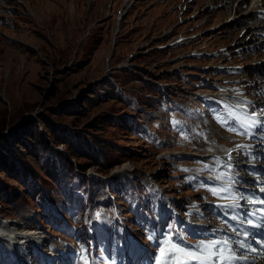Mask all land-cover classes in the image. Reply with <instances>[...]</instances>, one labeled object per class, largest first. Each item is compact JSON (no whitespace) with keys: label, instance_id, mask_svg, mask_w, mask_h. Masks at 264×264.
<instances>
[{"label":"rangeland","instance_id":"rangeland-1","mask_svg":"<svg viewBox=\"0 0 264 264\" xmlns=\"http://www.w3.org/2000/svg\"><path fill=\"white\" fill-rule=\"evenodd\" d=\"M207 1L0 0V151L5 145L15 151L6 161L9 173L0 172V217L22 241L79 239L85 253L86 209L93 221L116 205L124 220L140 226L152 202L145 195L149 178L179 203L192 194L176 183L170 155L206 154L217 145L199 134L212 124L197 95L215 82L250 76L252 63L264 58V49L232 54L242 23L224 24L228 8L209 12ZM181 36L188 40L169 46ZM226 47L225 57L213 55ZM237 64L243 74L216 70ZM81 138L99 142L92 153L98 165L85 173L77 164L90 161L55 146L63 139L79 149ZM52 162L59 182L47 175ZM128 167L136 178L120 174ZM15 263L0 245V264Z\"/></svg>","mask_w":264,"mask_h":264},{"label":"snow or ice","instance_id":"snow-or-ice-1","mask_svg":"<svg viewBox=\"0 0 264 264\" xmlns=\"http://www.w3.org/2000/svg\"><path fill=\"white\" fill-rule=\"evenodd\" d=\"M227 108V105H225ZM259 113H251L253 119L247 124V128L260 127L264 129V123L255 117L259 116ZM234 119L231 112H227L225 116L221 118L222 126H227V130L231 132H238L239 129H245V122L240 119H236V125L232 126L230 121ZM241 135H248L250 138L256 137V133L251 131H239ZM260 137H264V131L260 133ZM250 146L240 145L238 148H247ZM210 191L213 195H220V192L215 188H211ZM264 191V189H261ZM254 201L249 200V203ZM264 204V200L259 201ZM231 207H238V205H231ZM260 211L264 212V209ZM249 216H255V212L248 213ZM97 218L100 214L96 213ZM249 225L252 224L251 220H248ZM264 226V225H262ZM235 232L236 230L233 229ZM245 237L248 233H244ZM147 238L154 241L156 246V253L153 256L152 264H238L241 260H246L247 257L244 252L241 251L239 255L237 251L243 249L245 251H255L251 247H245V241H236L235 244L230 242L228 237L210 239V240H199L197 243H190L180 233L172 229V226H168V231L161 232L157 235L156 231L153 230ZM85 264H89L85 257Z\"/></svg>","mask_w":264,"mask_h":264},{"label":"bare ground","instance_id":"bare-ground-1","mask_svg":"<svg viewBox=\"0 0 264 264\" xmlns=\"http://www.w3.org/2000/svg\"><path fill=\"white\" fill-rule=\"evenodd\" d=\"M126 1L129 2V1H132V0H126ZM211 1L214 2L213 6H217V7H213L211 5ZM211 1L210 0L207 1V2H209V4H207L203 9L204 10L207 9V10H209V12H214L213 10H216V8H218V7L228 8V9H226L227 10V14L226 15L227 16L229 15V16L227 17V20L224 22V24H227V23L229 25H236L237 24V26H238V24L240 25L242 23L241 25H244V28H242V30L239 33H242L243 29L247 30L248 29L247 26L252 21L255 20L249 26L251 31H253L252 32L253 33V37H252L253 39L250 42H248L249 44L246 43V45H250V44L256 42L257 45H255V46H256V48L258 50L260 48H261V50L264 48V41L261 38H257L256 37V34L258 32H264V19L261 18L258 15V12L260 10L264 9V0H211ZM247 3H248V5L250 4L249 6H247L248 8L246 7L247 10H245L246 8L242 9L244 7V5H246ZM184 6L185 7H187V6L189 7V4L183 3V7ZM239 11H240V14L237 15V13ZM221 14H223V13H221ZM221 14L219 16H221ZM233 22H235V23H233ZM214 27H216V26H214ZM216 29L219 30V25H217ZM251 31H247V34L250 33V36H252ZM240 40L244 42L245 39L244 38L238 39V41H240ZM238 41H236V43ZM177 44H179V43H177ZM240 44H242V42ZM219 66H221V65H219ZM227 68H228V66H225V69H227ZM213 130H214V132L217 131V135H215L214 132H212V134H213L212 136L215 137L217 141H221L222 145L229 146V143H224L222 141L230 140L231 137L224 136L222 131L216 126H213L212 131ZM218 147L219 146H211L210 148H211V150L212 149L215 150V149H218ZM176 153L177 152H174L172 154L175 155ZM134 173L135 172L130 167H128L126 169H123L120 172V174H127V176H129L130 178L131 177H135L136 178L137 176ZM174 198L177 200L178 197L177 198L174 197ZM8 223H10V222L9 221H4L3 218L0 217V226H1L2 230H3V232H0V236H1L2 240L5 241V243H7L8 245H19V246H22V247H26V249L28 248L29 250H30V248L28 247V244H31V245L35 246L36 248H38V251H40L41 245H40V243L38 241H36L34 235H28V237H25L26 239L24 241H22L20 235L19 234H15L13 232L14 229L11 230V227H9L11 225H9ZM31 254H33L32 251H31L30 255ZM37 254H38V252H37ZM44 255L46 257L50 258V259H54L53 255H51V254L44 253ZM30 258L32 259V256L31 257L28 256L27 259L30 260ZM32 261L35 262L33 259H32ZM28 263L29 262H27L26 264H28ZM44 263H46V261Z\"/></svg>","mask_w":264,"mask_h":264},{"label":"trees","instance_id":"trees-1","mask_svg":"<svg viewBox=\"0 0 264 264\" xmlns=\"http://www.w3.org/2000/svg\"><path fill=\"white\" fill-rule=\"evenodd\" d=\"M98 99H99L98 97H94V100L89 101V103L91 104L95 100H98ZM26 134L27 133L25 132L23 135H26ZM94 142H96V143H93V142L90 143L89 140H87L85 138H81V139H79V144H80L79 149L78 148L75 149L71 145L70 141L61 139V140L56 141L55 146L56 147H59L60 145L67 146V151H68V153H70V155L73 159L74 158H76V159L77 158H84V159L90 161L92 164H85V163L77 164L78 170L85 173L90 167L98 165V164H96V163H98L97 156L92 155V153H94V151H95V148H97L96 144L98 141L94 140ZM5 147L7 149V150L5 149L6 151H3V150L0 151V172L9 173V170L7 169V166H6V164H7L6 161H8L9 158H12V155H15V151L10 150L12 148L9 145H8V147L5 145ZM74 150H76V151H74ZM98 153H99V151H98ZM99 155H100V153H99ZM46 172H47L48 177H50L52 180H54L56 182L57 181L59 182L60 171L58 170L55 162H52V163L47 165Z\"/></svg>","mask_w":264,"mask_h":264},{"label":"water","instance_id":"water-1","mask_svg":"<svg viewBox=\"0 0 264 264\" xmlns=\"http://www.w3.org/2000/svg\"><path fill=\"white\" fill-rule=\"evenodd\" d=\"M119 31H120V23H118V28H117L116 35H115V40L117 38ZM114 48H115V45H114ZM143 71H146V70H143Z\"/></svg>","mask_w":264,"mask_h":264}]
</instances>
